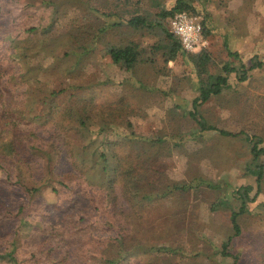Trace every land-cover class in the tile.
I'll return each instance as SVG.
<instances>
[{
	"label": "trees",
	"instance_id": "1",
	"mask_svg": "<svg viewBox=\"0 0 264 264\" xmlns=\"http://www.w3.org/2000/svg\"><path fill=\"white\" fill-rule=\"evenodd\" d=\"M140 2L0 0V264H51L54 228L74 232L76 238L85 235V243L98 245L99 250L87 251L97 255L98 264H133L137 258H144V264L146 256L147 264L152 257L161 264L179 250L151 241L144 231L151 213L163 198L200 187L219 194L225 190L211 204V209L222 206L229 213L231 231L220 253L232 259L230 264L240 261L239 253L229 251L242 231L238 218L264 209V136L206 125L198 108L223 95L230 74L245 81L247 72L262 68L264 61L252 59L240 68L224 62L210 71L208 52L187 55L166 22L175 12L198 15L203 35L206 24L196 2L175 0L169 9L155 12H140ZM92 14L103 22L89 31ZM122 26L131 34L158 36L164 61L185 59L199 90L190 118L202 131L240 137L248 144L243 171L253 183L163 179L158 168L165 154L157 145L164 140L137 133L129 119L136 110L131 96L136 89H150L135 75L138 66L153 63L152 58L137 49V42L108 39L102 46L118 76L100 79L89 68L107 33ZM224 47L229 56L236 55L226 43ZM195 129L185 132L189 139L199 136ZM176 136L182 133L172 138ZM76 197L83 199L79 213L62 214L49 231L41 226L42 218L61 212Z\"/></svg>",
	"mask_w": 264,
	"mask_h": 264
},
{
	"label": "rangeland",
	"instance_id": "2",
	"mask_svg": "<svg viewBox=\"0 0 264 264\" xmlns=\"http://www.w3.org/2000/svg\"><path fill=\"white\" fill-rule=\"evenodd\" d=\"M133 3L136 0H131ZM159 2L156 6L154 2ZM175 0H141L140 12L169 9ZM204 18L205 49L213 59L210 71L224 62L240 68L248 67L252 59L264 61V0H193ZM101 9V8H100ZM94 14L86 23V30L93 31L102 24ZM125 27L107 33L100 48L94 51L95 66L89 67L96 77L116 78L118 74L108 64L102 44L109 39L123 45L137 42L138 50L149 55L152 62L138 66L136 76L150 88L146 92L136 89L132 97L135 112L129 116L137 133L156 135L164 141L158 143L165 155L158 170L166 182H188L202 177L227 185L253 183L244 175V164L249 158L248 144L240 137L220 135L216 131H202L189 116L191 101L199 94L196 73L177 56L164 61V42L158 36L131 34ZM236 52L228 55L224 44ZM193 55L195 53H188ZM197 53V52H196ZM92 68V69H91ZM248 78L240 81L232 73L230 87L222 96L210 98L198 108L202 123L213 125L226 132L241 130L257 132L264 136V66L247 72ZM48 85L53 82H47ZM129 84V83H127ZM131 85V84H130ZM196 128L195 139L188 133ZM184 132V133H183ZM182 133V136L173 135ZM255 190V189H254ZM225 194L204 187L184 193L175 192L165 198L151 213L145 232L157 245L178 248L171 257H164L161 264H230L232 259L220 253L221 243L230 234L229 213L224 207L211 209L212 202ZM262 200L264 197H261ZM82 197L74 200L59 213L41 219V226L49 231L62 214L79 213ZM260 210V211H259ZM241 234L233 239L229 251L240 254L238 264H262L264 253V209L241 215L238 218ZM53 250L51 264H98L97 255L87 251L99 250L98 245L85 243V235L76 238L73 233L52 229ZM81 241V242H80ZM82 245L79 251L78 244ZM152 264L154 258H150ZM133 264H143L144 258L133 259ZM147 264L149 258L146 256ZM130 264V263H129Z\"/></svg>",
	"mask_w": 264,
	"mask_h": 264
},
{
	"label": "built area",
	"instance_id": "3",
	"mask_svg": "<svg viewBox=\"0 0 264 264\" xmlns=\"http://www.w3.org/2000/svg\"><path fill=\"white\" fill-rule=\"evenodd\" d=\"M170 31L179 39L188 53H196L205 45L201 19L185 11L175 12L166 19Z\"/></svg>",
	"mask_w": 264,
	"mask_h": 264
}]
</instances>
